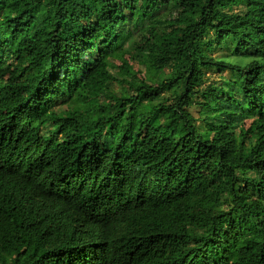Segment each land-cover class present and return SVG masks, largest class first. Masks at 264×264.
I'll return each instance as SVG.
<instances>
[{
    "label": "trees",
    "instance_id": "trees-1",
    "mask_svg": "<svg viewBox=\"0 0 264 264\" xmlns=\"http://www.w3.org/2000/svg\"><path fill=\"white\" fill-rule=\"evenodd\" d=\"M0 264H264V0H0Z\"/></svg>",
    "mask_w": 264,
    "mask_h": 264
},
{
    "label": "rangeland",
    "instance_id": "rangeland-1",
    "mask_svg": "<svg viewBox=\"0 0 264 264\" xmlns=\"http://www.w3.org/2000/svg\"><path fill=\"white\" fill-rule=\"evenodd\" d=\"M241 3H238L236 5H232V8L233 9H240L241 8ZM229 49L225 48V47H219L217 49H215L212 54L216 55V56H222V57H225V56H228L230 57V55L228 54V51ZM127 51H129V53L127 52V54L124 55V57L127 59L128 63L130 65H132L133 69L135 71L138 72V77H144L146 75H149V74H153V72L151 71H147L145 70V67L144 65L141 63L140 61V57H139V54H138V49L135 47V49L131 46H128V49ZM234 58L231 57L230 60H233ZM112 62L113 64H118L119 63V60L117 58H114L112 59ZM111 73H114L115 76L118 78L116 81H113L111 84H110V88L116 92H123V93H127V92H130L131 90V86L128 85L126 86L125 88L121 87V85L119 84V75H117L115 73L116 69H114V67H111L110 69ZM208 76H210L211 79L213 80H218V77L220 76V74L217 72V71H212V70H208ZM221 74H227V71H222ZM153 78L155 79L156 78V75L153 76ZM82 91H79L77 97L78 99H84L82 97ZM104 95L101 94L100 96H94V95H90V101L92 102H95L97 101L99 98L103 97ZM59 106H61L60 108H64V106H66V103H61ZM197 108L198 106L197 105H192L190 107V112L191 114L195 117V123H197L198 125L201 124V122L199 120H197V115H198V112H197ZM251 121V116H247L245 117V119L243 120V126H241L243 129H246L247 126L249 125ZM239 127V126H238ZM238 127H235V130L238 129Z\"/></svg>",
    "mask_w": 264,
    "mask_h": 264
}]
</instances>
